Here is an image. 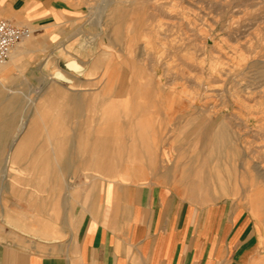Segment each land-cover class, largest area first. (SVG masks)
<instances>
[{"label":"crops","instance_id":"crops-1","mask_svg":"<svg viewBox=\"0 0 264 264\" xmlns=\"http://www.w3.org/2000/svg\"><path fill=\"white\" fill-rule=\"evenodd\" d=\"M10 2L11 10L0 9V15L17 12L33 37L18 44L14 59L0 70V264L264 261L244 203L211 200L209 190L204 201L196 199L178 186V172L161 164L152 168L149 160L134 169L125 155L114 170L113 136L104 140L106 161L99 170L91 155L99 145L98 110L111 99L127 98L129 71L109 50L100 47V54L88 56L75 42L84 8L64 0ZM62 50L72 59L61 57ZM71 60L78 69L68 67ZM115 63L121 70L118 94H97ZM54 68L69 79L60 81L64 94H34L35 82ZM24 84L29 94L18 92Z\"/></svg>","mask_w":264,"mask_h":264},{"label":"rangeland","instance_id":"rangeland-1","mask_svg":"<svg viewBox=\"0 0 264 264\" xmlns=\"http://www.w3.org/2000/svg\"><path fill=\"white\" fill-rule=\"evenodd\" d=\"M64 1L86 10L85 21L75 32V42L82 50H87L86 55L100 54V47L105 51L109 50L111 57L118 59L119 64L129 71L128 75L126 74L127 82L135 80L143 84L147 75H150L155 82L162 84L166 91L180 94L185 104H194L193 109L189 111L190 115L177 122H167L165 127L168 128L162 132L164 138L177 132L183 133L180 137L183 140L179 142L180 147L171 148L170 144L160 146L152 143L154 159H144L152 162V168H158V164H161L163 170L172 163L179 165L181 169H186L193 175L191 179L194 181L201 180V176L206 173L212 176L209 180L211 200L228 199L242 202L249 209L260 238V254L264 259V204L261 205L257 201V192L263 190L264 193V0ZM0 9L11 10L10 0H0ZM18 16L15 12L13 15H0V19H9L18 25L28 24L20 22ZM32 37L28 39L31 40ZM28 39L24 42L29 41ZM60 55L72 59V56L66 55L63 50ZM105 55L108 56L107 52ZM68 67L77 69L78 63L71 60ZM2 68L0 66V70ZM48 77L59 81L69 80L62 69H57L53 75L44 72L39 77L40 81L34 84V94H46L49 89H53L52 86L57 89L52 90L53 94H64L65 84ZM24 86L20 88L19 93H28L26 84ZM115 87L114 84L112 93L118 94ZM103 88L97 94L106 97L109 93L104 92ZM130 89H135L134 85L130 84L125 94ZM107 111L108 108L100 107L98 119L104 118L106 113L103 112ZM121 114V119H126L127 115L124 112ZM145 116L147 115L143 112L142 117ZM171 116L168 115V120ZM130 117H133L132 114ZM186 119L191 121L186 128H182ZM222 120L229 123L232 138H238L236 141L241 150L239 156L233 153L234 142L229 139L221 145L222 154L211 158L214 161L209 159L204 162V158L200 156L198 161L195 159L196 161L190 162L195 150L207 148L209 141L213 139L212 133ZM171 123H179L181 129L169 130ZM189 129L192 131L189 132ZM117 134L126 136L127 131H115V136ZM245 136L248 139H245ZM197 137L201 140L199 147L194 148L191 144ZM120 140H115L117 142H114V150H127L128 147L124 143L129 139L125 137V141ZM243 140L246 143L249 140V145ZM119 143L125 147L119 146ZM177 149L185 150V156L180 157L179 152L176 153ZM83 150L85 154V148ZM166 154L165 163H162L160 158ZM123 159L124 156L116 159V169L122 165ZM144 159L136 163L129 161L128 165L140 166L141 169ZM99 165L100 163L97 166ZM128 165L126 169H129ZM225 180L228 183L227 192L222 187ZM182 187L189 190L186 185ZM205 194L199 195L201 201H204V197L208 198Z\"/></svg>","mask_w":264,"mask_h":264},{"label":"bare ground","instance_id":"bare-ground-1","mask_svg":"<svg viewBox=\"0 0 264 264\" xmlns=\"http://www.w3.org/2000/svg\"><path fill=\"white\" fill-rule=\"evenodd\" d=\"M21 44L24 45V46L25 45H28V41L27 42H24L23 41V43H21ZM194 52H195V50H194ZM16 53L17 52H14V53L12 52L11 57H10V60L11 59H14ZM8 63H9V61L6 64L2 65V67L6 66ZM111 65L112 66H108V68H107V74H106L108 76V84L105 85V87L103 88V91L104 92H107V94L109 93L106 96H109V95L114 94V93H112V91L114 90L115 81H117L116 80V78L118 76L117 70L118 71H121V70H119V66L114 65V64H111ZM73 66H74V64H73ZM78 68H79V65H78ZM50 78H52L55 82H59L60 83V81L57 80L56 78H53V77H50ZM131 84L134 85L135 89H133V90L130 89L128 91V93L126 95L127 98L120 99L121 96L120 97L118 96L119 99L118 98H114L113 100L112 99L109 100L108 101L109 103H106V102L104 103L105 105H103V107L104 108H108V111L107 112H103V113H106V116L104 117L105 119L104 118H101V120H99L98 119V116H97V121H98V123H97L98 124V131H97V133L99 134V138H98L99 139V141H98L99 145H98V147H95V152H92L91 155H92V158H95V160L98 162L97 165L100 163V165H99V168L100 169L102 168V166L104 165V162L106 161L102 156H103V154H107V148H105V144H104V143H106V141H104V140L107 139V136H113L115 138V140L116 139L117 140H120L121 139L120 142L123 141V138L127 137L129 139V142H130V146L128 148V152L125 151V150H123V149H121V148L118 149V150H115V151H111V155L112 156L114 155V158H111V159L113 161H115V162L117 161L116 159L118 157L121 158L122 156H125V155H127V157L130 158L129 160L131 162H135V163L141 161L145 157H149V159H154L153 157L155 156V153H154L153 149H151V144L152 143H154L156 145H160V146L161 145L163 146V145L170 144L171 148H175V147H180L179 142L180 141H183L180 138L182 136L181 134H183L181 132H177L176 134L171 135L169 137H165V138L163 137L164 134H162V132H163V130H165V129L168 128V127H165L166 124H167V122H172L173 120L177 122V120L178 121L180 119L182 120V119H184V117L186 115H188L189 113H191L189 111H191L193 109L194 104L192 102H188L187 104H185L184 101H183V97H181L180 94H177L175 91H166V88H163L164 86L162 84H160L158 81L155 82V80H153V78L150 75H147L146 81L143 82V84L140 83V82H137L135 80H131ZM52 87H53V89H49V91L46 94H53V91L52 90L57 91V89H56L55 86H52ZM60 90H61V87H60ZM67 94H69V93H67ZM238 102H240V101H238ZM248 103H250V102H248ZM159 107H161L163 109V111H162V109L160 110ZM120 110H122V111H120ZM121 112H124V114L127 115L126 119H123V120L121 119V117H120V115H122ZM143 112H145L146 115H147L144 118L142 117ZM98 113H99V110H98ZM131 114H132L133 117H130ZM170 114L172 115L171 116L172 118L170 120H168L167 117ZM190 121H191V119H186V122H184V124H183L184 127H182V128H186V125H189V122ZM178 124L179 123L172 124V126L169 128V130H180L181 129V126H178ZM228 125H229V123L227 121L222 120L220 122V125L215 129V132L212 133L213 134V139L211 138V140L209 141V145L206 146L207 148L204 149V150H201L200 149L199 151H196L195 150V154H193V156H191V159L193 158V160H190V162H193V161H196V160L198 161V159H199L198 157H200V156H202V158H204L203 161L206 162L207 160L209 161V159H211L212 157L217 156L219 154H222L221 145L222 144H225L224 142H226L229 139L233 140L232 142H234V144H233V147H234L233 149L234 150H232L233 153L235 155L239 156L238 154H239V151H241V150H239V147H238V144H237V141H236L238 138L237 139H234V137L232 138V135L233 134H231L232 133V132H230L231 128H228ZM25 128H26V123L24 122V124H22L21 127H20V130H19L20 132L19 133L23 132V130ZM121 130H126L127 131L126 136H124V135H119L118 136V134H117V136H115V131L120 132ZM257 130H261V129H257ZM191 131H192V129L189 132H191ZM262 132H264V130ZM244 138L245 139H248V138H246V136ZM115 140H114V142H117ZM200 140H201L200 137L199 138L197 137L196 139H194V141L192 142L191 145L194 148H196V146L199 145ZM240 141H241V139H240ZM205 142H207V141H205ZM248 142H249V140H247V143L246 142L245 143L247 145H249ZM254 142H256V141H253V143ZM18 144H20V143H18ZM120 145H122V144H120ZM139 145H140V147H137ZM244 147H246V146H244ZM17 148L15 147V149H17ZM84 148L86 150L85 153L89 152L88 149H87V147H84ZM248 148H249V146H248ZM18 152L19 151H17V153ZM178 152H179V156L180 157L185 156L184 155L186 153L185 150L177 149V152L176 153H178ZM228 154H229V152H228ZM225 155L227 156V153ZM248 155H249V153H248ZM166 156H167V154L163 158H160V160L162 161V163H165L164 158H166ZM161 157H162V155H161ZM261 157H262V155H261ZM118 160L120 161V159H118ZM222 160H224V159H222ZM212 161H214V160H212ZM115 162H114V165H113L114 170L116 169V166H117V165L115 166ZM234 165H235V163H234ZM163 166H165V165L163 164ZM261 167H263L262 164H261ZM130 168H132V167H130ZM136 168L137 167H134V169H136ZM166 170H171V171H174V172L181 173L179 175V178H178V180H179L178 183L180 184V188H182V186L186 185L187 188L189 189V192H193L194 193V196L197 197V198L200 197L199 196L200 194H203L205 192L207 193V191L209 190V186H210L209 180H210V177H212V176H209L207 173L204 176L203 175L201 176V180L194 181V179H191L193 175L191 176L186 169H181V167L179 165L178 166L176 164L175 165H172V169H171V166H170V167L166 168ZM208 170H210V169H208ZM202 171H203V169H202ZM259 172H261V171H259ZM220 176H221V174H220ZM198 177L200 178V176H198ZM222 187H223V190L224 191H226L228 189V183H227V181L224 184H222ZM257 194H258L257 195V197H258L257 198L258 203L261 204V205L264 204V202H263V195H264L263 190L258 191ZM262 223H263V221H262ZM260 262L262 264H264V261H260Z\"/></svg>","mask_w":264,"mask_h":264},{"label":"built area","instance_id":"built-area-1","mask_svg":"<svg viewBox=\"0 0 264 264\" xmlns=\"http://www.w3.org/2000/svg\"><path fill=\"white\" fill-rule=\"evenodd\" d=\"M32 35L33 29L29 25H18L9 19H0V66L10 60L18 44Z\"/></svg>","mask_w":264,"mask_h":264}]
</instances>
